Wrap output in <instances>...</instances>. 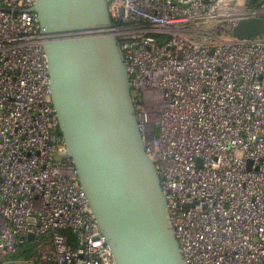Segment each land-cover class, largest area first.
Returning a JSON list of instances; mask_svg holds the SVG:
<instances>
[{
    "label": "built area",
    "instance_id": "1",
    "mask_svg": "<svg viewBox=\"0 0 264 264\" xmlns=\"http://www.w3.org/2000/svg\"><path fill=\"white\" fill-rule=\"evenodd\" d=\"M35 0H0V264H116L59 134ZM185 264H264V0H109ZM32 235L31 240H27ZM25 243L35 256L13 257Z\"/></svg>",
    "mask_w": 264,
    "mask_h": 264
},
{
    "label": "water",
    "instance_id": "2",
    "mask_svg": "<svg viewBox=\"0 0 264 264\" xmlns=\"http://www.w3.org/2000/svg\"><path fill=\"white\" fill-rule=\"evenodd\" d=\"M30 11L43 37L59 134L115 263L185 264L139 130L109 0H35ZM263 31L256 18L233 34Z\"/></svg>",
    "mask_w": 264,
    "mask_h": 264
},
{
    "label": "trees",
    "instance_id": "3",
    "mask_svg": "<svg viewBox=\"0 0 264 264\" xmlns=\"http://www.w3.org/2000/svg\"><path fill=\"white\" fill-rule=\"evenodd\" d=\"M34 246L33 243H25L13 257L24 259L32 258L36 254Z\"/></svg>",
    "mask_w": 264,
    "mask_h": 264
}]
</instances>
